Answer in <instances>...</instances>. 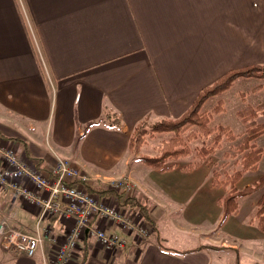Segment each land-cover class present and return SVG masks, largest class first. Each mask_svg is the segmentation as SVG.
I'll list each match as a JSON object with an SVG mask.
<instances>
[{
	"label": "crops",
	"instance_id": "1",
	"mask_svg": "<svg viewBox=\"0 0 264 264\" xmlns=\"http://www.w3.org/2000/svg\"><path fill=\"white\" fill-rule=\"evenodd\" d=\"M251 64L264 65V0H0V139L13 143L30 169L67 159L91 176L90 191L102 195L108 194L102 179L129 175L133 195L146 205L152 233L160 238L154 215L174 198L184 204L198 174L196 167L179 165L139 172L132 157L142 153L129 148L134 128L178 117L203 87ZM23 184L35 191L27 177ZM1 213H10L17 227L34 230L37 207L8 186H0ZM42 224L52 227L53 241L43 248L48 254L64 227L57 215ZM96 224L105 226L94 218L91 225ZM240 224L233 223L230 236L264 238L255 230L245 234ZM104 228L124 236L126 245L108 252L94 239L80 238L67 264L210 262L212 249L181 254L196 246H167L162 240L165 251L155 237L141 240L118 225ZM40 260V252L0 250V264Z\"/></svg>",
	"mask_w": 264,
	"mask_h": 264
},
{
	"label": "rangeland",
	"instance_id": "2",
	"mask_svg": "<svg viewBox=\"0 0 264 264\" xmlns=\"http://www.w3.org/2000/svg\"><path fill=\"white\" fill-rule=\"evenodd\" d=\"M263 99L264 76H239L232 81L228 88L212 97L210 96L203 104V109H210L213 106H216V104H220L217 111L212 112L208 125L213 126L214 128H216L217 125L226 126L227 128L229 127L230 134H221L222 136L219 144L214 146L212 152L204 156L199 161V164L196 163L198 165L192 167H196L195 173L198 175L197 177L194 176L191 178L192 181L186 189L187 192L192 193L190 195L191 197L187 199L184 204L178 202L179 199L174 198L170 201V205L163 206V210H161L160 214L154 215L157 222L158 236H160L165 245L190 248L212 242V240L215 239L213 241L214 244L226 246L233 244V246H231L233 248L220 249L218 251L209 250V264H233L237 255L239 258V264H264L263 236H260L261 238L259 237L258 240H247L242 236L237 235L232 237L229 235L231 231L230 228L233 226V223H236V221L241 223V226L244 225V230L240 229V231L245 232V234L252 230L258 232L253 223L255 222V206L257 199L264 192V186L256 189L247 196L240 197L237 214L228 216L219 227L217 226V223L221 210L220 206L216 203L217 197H215V194L206 192L207 190H211L220 195L224 189L221 186H208V180L211 181L214 174L215 178L224 179L225 176L231 174L233 170L240 168L241 165L239 161L242 152L239 150V145L246 136L248 127L240 118V110L246 105L255 106ZM254 122L255 123L251 124V126L257 124L264 126V110L257 112ZM150 123L152 124V122ZM151 124L146 123L145 127H149ZM193 127L194 126H189L186 130L190 131ZM213 132H220V130L215 129ZM173 135L174 133L171 131H159L154 132L153 134L148 132L144 135V140L139 151H141L142 154L152 155L156 152V149L161 142ZM211 136L212 134H199L195 139L188 141L189 143H187V145L191 152L185 157L178 159L177 162L180 163V165H183L189 161H194L196 154L195 150L200 147H209L212 142ZM249 143L254 147H259L261 149V155L254 168L242 170L241 177L236 182L237 189L246 187L260 175L264 174V131L253 137ZM132 163L134 166L138 167L139 172H141V169L154 171L150 166L147 167L145 164L142 165L143 163H141V161L135 156L132 157ZM172 177L179 180L181 176L180 173L175 172ZM172 177L168 178L171 179ZM160 178L169 181L166 176H160ZM193 179L197 182H193ZM198 198L201 199L196 202V199ZM1 214L10 224L17 226V223H14L8 218L10 213ZM138 217H140V219L142 217L140 212L135 216V219ZM41 225L43 226L42 223ZM19 226H21L22 230L31 232L32 227H24L23 225ZM145 228L147 234L139 238L141 240H145L148 237L154 239L156 234L154 236V233H152L149 223H145ZM44 233L45 237L43 244L48 241H53V232L50 224H48ZM224 237L228 238V241ZM62 241L63 239L58 243H61ZM233 241L235 243H233ZM76 242L78 245L79 239H77ZM55 243L57 244V242ZM126 250H128V248H126ZM50 263H53V261ZM68 263L70 262L68 261Z\"/></svg>",
	"mask_w": 264,
	"mask_h": 264
},
{
	"label": "built area",
	"instance_id": "3",
	"mask_svg": "<svg viewBox=\"0 0 264 264\" xmlns=\"http://www.w3.org/2000/svg\"><path fill=\"white\" fill-rule=\"evenodd\" d=\"M13 145H3L0 139V158L3 162L0 186L10 187L24 200L35 205L37 214L32 232L10 224L0 215V250L27 256L40 252L39 264H67L74 257L76 240L83 237L94 239L108 252L126 245L124 236L107 232L105 226L118 225L136 238L147 234L145 223L148 222L142 217L135 219L139 210L125 207L122 201L123 196L133 195L134 183L129 175L100 179L108 190L107 195H102L88 190L91 176L72 166L67 159L56 158L52 165L30 169ZM25 177L32 182L35 191L23 184ZM52 215L59 216L63 222V241L45 254L43 242L48 224L42 226L41 223ZM94 218L103 221L105 226H92Z\"/></svg>",
	"mask_w": 264,
	"mask_h": 264
},
{
	"label": "trees",
	"instance_id": "4",
	"mask_svg": "<svg viewBox=\"0 0 264 264\" xmlns=\"http://www.w3.org/2000/svg\"><path fill=\"white\" fill-rule=\"evenodd\" d=\"M239 76H264V65L251 64L227 71L216 80L203 87L198 92L197 96L193 100L192 104L188 107V109L178 117L162 118L152 123L149 127H145V124L143 125V123L137 124V126L134 128L133 134L131 135L129 148L133 150V152L139 150L140 146L143 143L144 135L148 132L153 134L154 132L159 131H171L174 133V135L161 142L159 147L156 149V153L152 155L141 154L139 156V160L144 164L150 166V168L159 171L169 170L178 165L183 170H189L194 165H198L199 161L207 154H210L214 146H217L219 144L222 136L221 134H230L229 127L227 128L226 126L217 125V127L214 128L213 126L208 125L212 112L217 111L220 104H216V106H213L210 109H203V104L210 96L212 97L213 95H216L228 88L232 81ZM261 110H264V99L258 102L255 106L246 105L242 110H240V118L248 126L246 136L243 138L242 143L239 145V150L242 152L239 161L241 165L240 168L233 170L232 173L226 175L224 179L215 178V174L213 175L214 177L211 178V185L219 187L221 186L224 189V191L216 198V203L220 206L221 210L217 223L218 227L227 219L228 216L235 215L238 212L240 197L247 196L256 189L264 186V174L260 175L257 179H255L249 185L242 189H237L236 186V182L241 177L242 170L254 168L261 155V149L259 147H254L249 143V141L253 137L264 131V126L261 124L251 126V124L255 123V115L258 111ZM93 123L94 122L88 123L87 128ZM189 126L194 127L190 129V131L186 130ZM215 129L220 130L221 133H214L213 131ZM199 134H212L211 145L209 147L197 148L195 150V160L180 165V163L177 162L178 159L185 157L191 152L189 146L187 145V143H189L188 141L195 139ZM88 190H93V188L88 186ZM97 190L98 192L108 191H104L101 189ZM119 197L122 196L119 195ZM122 201L123 204L129 203L128 208H137L142 218L147 222H151L146 205L139 199H137L134 195L125 197L123 196ZM254 216V225L256 226L258 232L264 235V192L256 201ZM155 242L162 250L169 251V249L162 244L161 238L155 237ZM202 248L220 250L233 247L226 245H216L213 243H204L192 249H186L177 252L182 254L188 251L198 250ZM233 264H239L238 255L235 257Z\"/></svg>",
	"mask_w": 264,
	"mask_h": 264
}]
</instances>
